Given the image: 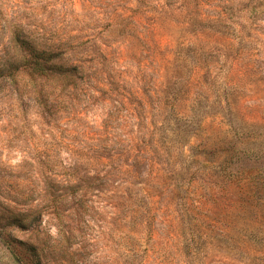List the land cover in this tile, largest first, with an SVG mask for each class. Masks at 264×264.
<instances>
[{"label": "rangeland", "instance_id": "rangeland-1", "mask_svg": "<svg viewBox=\"0 0 264 264\" xmlns=\"http://www.w3.org/2000/svg\"><path fill=\"white\" fill-rule=\"evenodd\" d=\"M14 33L106 65L42 100L0 77V204L28 216L0 212V264H264V215L207 163L239 142L228 88L264 120V0H0V70L27 53ZM77 160L107 175L58 218L42 176Z\"/></svg>", "mask_w": 264, "mask_h": 264}, {"label": "trees", "instance_id": "trees-1", "mask_svg": "<svg viewBox=\"0 0 264 264\" xmlns=\"http://www.w3.org/2000/svg\"><path fill=\"white\" fill-rule=\"evenodd\" d=\"M257 9L259 8L253 7L250 12H255ZM14 40L16 43L22 41L27 53L0 70V77H4L14 89H16L19 78L23 76L30 83L35 82L34 91L41 100L51 98L45 89L47 84L52 83L51 86L58 89L65 87L66 83L69 85L70 83L83 84L91 78L89 76L90 70H97V67H105L106 65V57L101 52H97L94 57L79 58L75 60L76 64L72 62L71 64L63 54L39 47L33 40L26 39L24 42L16 33H14ZM109 78H113V81L116 82L115 76ZM98 82L102 83L101 80ZM226 85V83L220 84V86ZM236 91L237 89H232V87L228 88L227 92H231V94L229 96L227 93L228 95L224 97V101H226L224 104L232 110L229 109L230 113H233L230 128H233L231 130L234 131L232 137L239 135V142L238 144L236 142L226 144L227 149L221 152L223 154L221 162L209 161L207 163L215 171L223 167L221 166L222 163L226 164L225 173L230 179L227 186H232L241 195V199H245L244 202H246L251 214L260 212L264 215V173L261 169L256 168L257 164L264 162V120L261 122L249 120L244 116L241 106L234 99L232 105L231 102L228 103L227 99H232L234 94L237 95ZM193 118L195 117L190 118L191 124H194V127L196 125L200 127L201 121L198 122ZM78 158L80 159V157ZM77 161L72 164L61 163L58 170H52L51 174L42 176V200L52 203L58 218L62 216L63 209L70 205L72 206L69 209L78 212L84 209L88 191L90 189L100 190L101 183L98 184V181L106 178L107 173H104L102 177H98L99 172L90 175L92 168H89L90 166L85 160ZM175 191L176 189L172 187L171 193L174 194ZM0 212L7 214L12 225L16 227H22L25 218L28 217L21 212L6 211L2 204H0ZM23 245L28 253H32L30 256L32 260L35 259L37 260L36 263H39V256L34 254L36 245L27 243Z\"/></svg>", "mask_w": 264, "mask_h": 264}]
</instances>
